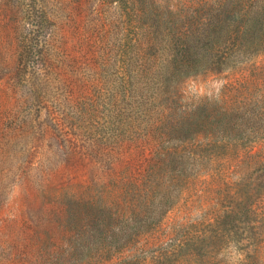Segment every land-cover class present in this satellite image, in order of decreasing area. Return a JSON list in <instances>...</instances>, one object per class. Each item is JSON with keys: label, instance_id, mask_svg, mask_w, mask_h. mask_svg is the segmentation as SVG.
Returning a JSON list of instances; mask_svg holds the SVG:
<instances>
[{"label": "trees", "instance_id": "1", "mask_svg": "<svg viewBox=\"0 0 264 264\" xmlns=\"http://www.w3.org/2000/svg\"><path fill=\"white\" fill-rule=\"evenodd\" d=\"M163 1L0 0V28L16 38L11 66L0 41V264H226L231 244L237 264H264V0ZM121 2L133 34L115 72L133 111L103 134L80 121L92 87L61 77L60 36L75 13L89 24ZM226 71L246 75L184 102L186 79ZM154 79H172V112L147 113ZM188 192L209 208L165 229Z\"/></svg>", "mask_w": 264, "mask_h": 264}, {"label": "rangeland", "instance_id": "2", "mask_svg": "<svg viewBox=\"0 0 264 264\" xmlns=\"http://www.w3.org/2000/svg\"><path fill=\"white\" fill-rule=\"evenodd\" d=\"M167 2L171 4L172 0H164L162 4ZM123 6L122 2L119 3V8H114L111 4L102 6L99 18H94L93 21L89 20V24L85 19L83 20L82 15L75 13L60 36L64 58L63 66L65 67L61 77L67 79L74 89L86 88L85 85L88 84L92 87L89 88L90 92L85 89L88 97L82 103L83 109L80 112V121L90 131L103 134H109L112 131L119 133L126 130L128 121L125 120V117L133 111L127 108L130 101L128 88L125 85L123 86L121 79H116L118 74L115 72L126 58L127 41L133 34V24H130L124 16ZM1 17L2 13H0ZM1 23L2 21H0V25ZM3 40L6 43L5 57L7 64L11 66L13 65L16 48L15 33H13V36L7 35L6 31L0 28V41ZM89 55L90 57L95 55L100 60L99 64H95L93 61L88 64ZM254 62L256 66L264 65V56L258 57ZM70 69H72V75L68 78L70 74L67 71H70ZM244 75H246V72L226 71L192 76L183 83L184 102L191 103L197 100L198 97L204 96L217 97L224 85L232 83ZM119 83L122 84L121 89L116 88ZM146 83L148 84L141 89V91L144 90V99L150 101V98H147L149 95L158 97L148 107L147 113L153 116L158 115L164 103L170 104V111L172 112V79L161 87L156 84L155 79ZM134 113L137 118L133 122V130H140L145 109L140 106ZM17 192L15 190L9 194L10 203L8 206L10 210L17 207ZM60 192L62 191H58V193ZM189 195H191L189 192L183 194L181 200L166 214L163 221L165 229L172 226V222L176 219H182L184 215L196 218L209 208L210 203L208 200L198 197V195L187 197ZM198 200L202 201L199 206L192 207V211L186 212V205L189 207L187 202ZM1 231L2 228L0 227ZM165 231L161 230L160 232ZM237 253L236 245L231 244L222 252L223 255L220 256V259L224 260L226 264H237Z\"/></svg>", "mask_w": 264, "mask_h": 264}, {"label": "clouds", "instance_id": "3", "mask_svg": "<svg viewBox=\"0 0 264 264\" xmlns=\"http://www.w3.org/2000/svg\"><path fill=\"white\" fill-rule=\"evenodd\" d=\"M236 256H237V259H239V260L244 259L243 253H237Z\"/></svg>", "mask_w": 264, "mask_h": 264}]
</instances>
